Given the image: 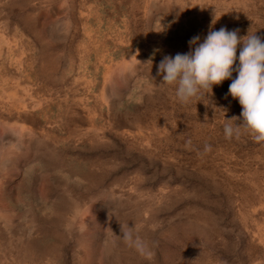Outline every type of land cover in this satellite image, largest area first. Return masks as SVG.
I'll use <instances>...</instances> for the list:
<instances>
[{
	"label": "rangeland",
	"instance_id": "374dc122",
	"mask_svg": "<svg viewBox=\"0 0 264 264\" xmlns=\"http://www.w3.org/2000/svg\"><path fill=\"white\" fill-rule=\"evenodd\" d=\"M210 27L264 40V0H0V264H264V142L223 131L242 45L189 104L157 74Z\"/></svg>",
	"mask_w": 264,
	"mask_h": 264
},
{
	"label": "clouds",
	"instance_id": "9594fccd",
	"mask_svg": "<svg viewBox=\"0 0 264 264\" xmlns=\"http://www.w3.org/2000/svg\"><path fill=\"white\" fill-rule=\"evenodd\" d=\"M216 21L215 17L212 24ZM188 43L189 52L162 58L157 73L162 76L160 84L174 87L175 97L182 105L191 103L202 94H211L214 85L232 78L237 46L242 45L239 65L235 68L238 75L225 96L238 99L242 112L240 117L226 119L223 131L228 140H239L242 135H247L256 143L264 142V40L250 30L246 36H240L239 29L229 31L221 27L214 30L210 27L203 42L196 35ZM146 64L152 65L151 59ZM190 145L191 140L186 142V147ZM208 150L210 147L206 145L205 151ZM120 225L122 242L151 259L153 253L149 245L135 234V226Z\"/></svg>",
	"mask_w": 264,
	"mask_h": 264
}]
</instances>
